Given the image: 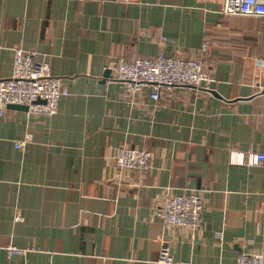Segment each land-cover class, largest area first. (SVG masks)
I'll return each instance as SVG.
<instances>
[{
  "label": "crops",
  "instance_id": "obj_1",
  "mask_svg": "<svg viewBox=\"0 0 264 264\" xmlns=\"http://www.w3.org/2000/svg\"><path fill=\"white\" fill-rule=\"evenodd\" d=\"M219 0H0V76L13 50H34L69 94L57 111L0 115V264H234L264 249V18L223 15ZM160 36L165 40L161 41ZM207 89L134 99L104 75L111 58L196 56ZM25 140L21 148L14 143ZM149 167L118 169V146ZM200 189L197 230L164 226L167 191ZM21 219L15 221V216ZM24 249L8 254L7 247Z\"/></svg>",
  "mask_w": 264,
  "mask_h": 264
},
{
  "label": "built area",
  "instance_id": "obj_2",
  "mask_svg": "<svg viewBox=\"0 0 264 264\" xmlns=\"http://www.w3.org/2000/svg\"><path fill=\"white\" fill-rule=\"evenodd\" d=\"M126 2L139 0H125ZM219 11L226 16L240 15L264 18V0H219ZM164 41L165 37L160 36ZM208 43L202 41L193 57L167 55L162 52L153 56H141L131 61L124 58H111L107 62L112 78L119 81L124 93L134 99L142 92H148L151 101L156 102L161 94L174 88L207 89L215 80L212 73L204 68ZM34 50L17 47L13 50V67L7 76H0V115L6 116L8 104L26 106L23 111L25 120L42 115H52L57 111L59 97L69 94V89L61 77L51 73L47 61L38 59ZM21 139L14 143L21 148ZM236 164L257 166L263 163L264 154L246 151H233ZM151 152L146 148L116 147L113 153L114 164L118 169H145L149 167ZM203 207L202 190L183 189L180 193L167 191L164 199L154 208V216L167 227L174 226L197 230L201 224ZM21 219L15 216L14 220ZM24 249L9 245L8 254L21 253ZM158 262L170 264L173 257L169 247L160 248ZM234 264H264V249L259 252H241Z\"/></svg>",
  "mask_w": 264,
  "mask_h": 264
},
{
  "label": "water",
  "instance_id": "obj_3",
  "mask_svg": "<svg viewBox=\"0 0 264 264\" xmlns=\"http://www.w3.org/2000/svg\"><path fill=\"white\" fill-rule=\"evenodd\" d=\"M109 72H110V70L109 69H106L104 75H107ZM7 108H10V109H20V110H23V111L26 110V106L20 105V104H8L7 105Z\"/></svg>",
  "mask_w": 264,
  "mask_h": 264
}]
</instances>
